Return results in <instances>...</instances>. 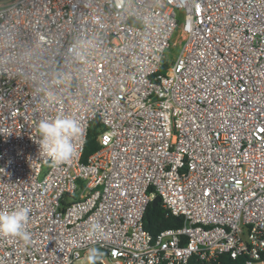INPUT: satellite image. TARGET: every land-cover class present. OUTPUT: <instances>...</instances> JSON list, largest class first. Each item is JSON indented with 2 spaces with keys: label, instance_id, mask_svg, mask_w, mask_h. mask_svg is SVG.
Here are the masks:
<instances>
[{
  "label": "built area",
  "instance_id": "1",
  "mask_svg": "<svg viewBox=\"0 0 264 264\" xmlns=\"http://www.w3.org/2000/svg\"><path fill=\"white\" fill-rule=\"evenodd\" d=\"M57 116L79 131L54 165L36 124ZM155 196L180 225L152 235ZM18 207L31 241L0 234V264L89 247L97 264H264V0H0V211Z\"/></svg>",
  "mask_w": 264,
  "mask_h": 264
},
{
  "label": "clouds",
  "instance_id": "2",
  "mask_svg": "<svg viewBox=\"0 0 264 264\" xmlns=\"http://www.w3.org/2000/svg\"><path fill=\"white\" fill-rule=\"evenodd\" d=\"M41 139L37 142L39 150L49 156L54 165L66 162L73 154L72 138L79 131V125L70 116H57L51 119H41L36 124ZM28 210L18 207L10 211H0V234L18 237L26 244L30 243L31 235L27 231ZM99 225L93 224L92 231ZM103 253L96 247L87 248L82 264H97Z\"/></svg>",
  "mask_w": 264,
  "mask_h": 264
},
{
  "label": "trees",
  "instance_id": "3",
  "mask_svg": "<svg viewBox=\"0 0 264 264\" xmlns=\"http://www.w3.org/2000/svg\"><path fill=\"white\" fill-rule=\"evenodd\" d=\"M166 67L167 62L165 61L161 70H164ZM98 125V121H96L88 131L84 151L82 153V161H85L87 156L97 148L96 136L98 134ZM143 225L147 231L155 235L162 229L179 226L180 218L167 215L160 203L156 206H151V204H149L144 213Z\"/></svg>",
  "mask_w": 264,
  "mask_h": 264
},
{
  "label": "rangeland",
  "instance_id": "4",
  "mask_svg": "<svg viewBox=\"0 0 264 264\" xmlns=\"http://www.w3.org/2000/svg\"><path fill=\"white\" fill-rule=\"evenodd\" d=\"M181 26V20L179 21L178 23V31H179V28ZM178 32H176V34L173 36V39L174 40H178ZM180 48V43H178L177 45H174L173 47H171L169 49V51L167 52V56H166V62H168L169 60L172 59L173 56L176 55V53L178 52V49ZM45 171H43V174H44Z\"/></svg>",
  "mask_w": 264,
  "mask_h": 264
},
{
  "label": "water",
  "instance_id": "5",
  "mask_svg": "<svg viewBox=\"0 0 264 264\" xmlns=\"http://www.w3.org/2000/svg\"><path fill=\"white\" fill-rule=\"evenodd\" d=\"M159 201H160V197L159 196H155L153 197V199L151 200L150 204L151 206H156L159 204Z\"/></svg>",
  "mask_w": 264,
  "mask_h": 264
}]
</instances>
